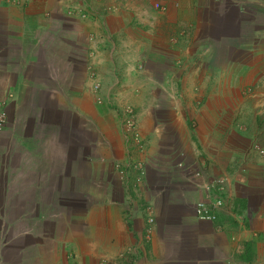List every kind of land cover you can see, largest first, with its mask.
I'll list each match as a JSON object with an SVG mask.
<instances>
[{
    "label": "crops",
    "instance_id": "crops-1",
    "mask_svg": "<svg viewBox=\"0 0 264 264\" xmlns=\"http://www.w3.org/2000/svg\"><path fill=\"white\" fill-rule=\"evenodd\" d=\"M155 2L164 4L165 10L153 8ZM73 3L21 0L18 5H8L7 0H0L5 16L3 36L13 34L15 43L33 47L22 57L18 71L12 72L14 78L8 89L16 93L23 89L24 68L33 66L38 58L36 48L46 57L59 60L64 70L75 54L76 75L80 78L70 88L64 87L66 91L61 88V95L65 106L71 104L84 118L94 123L96 120L93 141L99 158L94 167H105L115 181L109 184L110 194H105L98 183L101 175L94 179L93 187L98 188L95 205L78 214L80 226L67 229L63 236L61 248L70 257L54 261L33 258L27 263L22 262L17 247L0 264H116L118 252L127 247L136 249L128 264H264V157L250 148L253 141L264 148V140H259V134L264 133V89L256 92V101L241 98L237 105L241 114L230 115L228 92L232 87L221 82L222 75L230 72L227 68L197 65L196 56L203 53L207 59L208 48L198 52L186 44L196 42L190 35L193 27L220 26L224 32L231 23L236 25L230 20H236L233 15L246 14L243 4L237 0H206L203 17L196 14L194 0H101V12H91L83 19L65 13ZM223 4L229 5L230 13L224 14ZM217 6L223 14L220 20L213 18ZM161 60L165 62L162 76L155 80L148 65H158ZM255 71L264 74L262 67ZM205 74H216L220 79L215 83H206L205 78L196 80V75ZM95 84L102 87V104L95 100ZM244 86L240 83L238 89ZM170 90L178 95L168 100L165 96H170ZM154 91L158 99L164 95L166 107L155 117L154 99L147 97H153ZM198 91L219 94L214 99L205 95L194 106ZM135 92H141L144 98L137 125L145 141V153L120 132L115 113L128 105ZM247 119L260 123L263 131L255 127L258 135L253 136L247 130ZM100 139L105 147L99 146ZM114 161L141 162L145 175L136 183L137 174L132 172L125 190L112 168ZM76 162H82L79 155ZM198 171L203 176L196 178ZM209 177L225 179L226 204L214 222L200 221L194 215L195 202L201 197L196 183ZM140 199L152 203L155 210L154 228L147 239L138 211L133 210L130 222L126 221L127 204L134 207Z\"/></svg>",
    "mask_w": 264,
    "mask_h": 264
},
{
    "label": "rangeland",
    "instance_id": "rangeland-1",
    "mask_svg": "<svg viewBox=\"0 0 264 264\" xmlns=\"http://www.w3.org/2000/svg\"><path fill=\"white\" fill-rule=\"evenodd\" d=\"M194 1L198 8L196 14L204 17L206 0ZM237 1L243 4L246 14L239 17L233 15L236 20L230 22L236 25L231 23L224 32L220 26L210 29L204 26L193 27L190 35L196 37V42L186 43L190 50L198 52L208 48L207 59L203 53L196 56L194 62L197 65H205L207 69L208 66L227 68L230 72L228 75L223 74L221 79V82L225 81L232 87L228 92L230 115L241 114L240 107L237 106L241 98L256 101L259 99L256 92L264 89V74L255 71L258 67L264 68V0ZM89 2L88 5L93 6V10L101 12V0ZM20 3L21 0H17L16 4L7 0L8 5ZM227 4H223L224 14L231 12ZM163 5L160 2L152 4L155 9L165 10ZM108 11L105 9V12ZM221 15V8L217 6L213 18L220 20ZM4 17L0 11V262L12 256L13 249L17 247L21 249L22 262L28 263L33 258L37 261L63 260L67 255L71 256L69 252L65 255L61 248L66 230L80 226L77 215L91 210L95 205L94 194L98 188L93 187L94 179L101 175L98 183L104 187L105 194H110L109 184L112 186L115 178H109L105 167H94L95 160L99 158L96 154V142L93 141L98 128L96 120L94 123L90 118H84L71 104L65 106L61 95V88H70L73 81L80 78L76 75L75 54L69 59L68 69L64 70L59 60L46 57L43 50L36 48L34 52L38 58L33 66L25 65L24 68L23 89L19 93L8 89L14 78L12 72L18 71L23 62L22 57L29 54L33 47L29 43H15L13 34L8 38L3 36ZM237 19L240 21L239 25ZM62 33L60 31L58 34ZM164 65V60L158 62V65H148L155 80L161 78ZM252 67L256 69L253 70ZM42 70L47 72L43 74ZM61 71L67 73L64 75ZM200 79H204L206 83H215L220 77L216 74L196 75L198 82ZM240 83H245L246 86L238 89ZM101 89L99 86L93 90L97 104L103 103ZM49 93L56 100L51 99ZM157 93L154 91L153 97L147 95L154 99V117L166 110L164 95L158 99ZM167 93L170 95L165 96L168 100L174 94L178 95L173 90ZM196 94L194 106L205 95L214 99L219 91L202 94L198 91ZM143 99L141 92H135L126 105L132 107L136 118L143 111L140 107ZM124 108L125 106L115 111L122 134L120 120ZM246 123L247 130L253 136L258 135L255 127L263 131L261 124L252 123V119H247ZM259 135L262 142L264 133ZM99 143L100 147L104 146L103 140L100 139ZM145 152L146 146L143 153ZM78 155L82 158L80 164L76 162ZM112 172L110 171L111 175ZM102 179L104 183L108 181V185L105 186ZM153 181V186H156V180ZM34 243L37 244L36 248ZM2 253L4 256H1Z\"/></svg>",
    "mask_w": 264,
    "mask_h": 264
},
{
    "label": "built area",
    "instance_id": "built-area-1",
    "mask_svg": "<svg viewBox=\"0 0 264 264\" xmlns=\"http://www.w3.org/2000/svg\"><path fill=\"white\" fill-rule=\"evenodd\" d=\"M16 4L17 0H10ZM75 3L69 4V8H66V13L69 15H79L81 18H87L93 10V6H89V0H74ZM98 84L94 85V90L98 88ZM120 128L125 137L133 144V146L140 152L145 151V141L141 135L137 118L133 112L131 106H125L120 120ZM250 148L255 150L260 157H264V148L255 142L250 144ZM112 168L118 176L121 183H123L124 189L127 190L128 180L131 177V173L135 172V182L140 181L144 175V167L141 162H128L122 164L118 161L112 162ZM203 176L201 172H196L194 177L199 178ZM196 186L201 191V197L195 202L194 215L200 221L214 222L219 217L220 209L226 204L224 191H225V179L222 177H209L201 182H197ZM142 200V199H140ZM136 205V206H135ZM128 203L125 208L126 221L130 222L131 212H139L144 221V234L147 239L151 234L155 224V210L154 206L150 202L138 201L135 203ZM135 208V209H134ZM136 251L135 247H127L123 251L118 252L116 264H128L131 257Z\"/></svg>",
    "mask_w": 264,
    "mask_h": 264
}]
</instances>
